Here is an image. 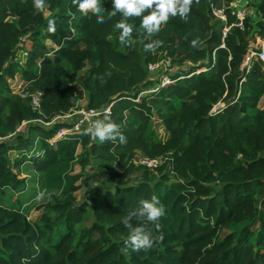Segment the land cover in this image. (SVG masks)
<instances>
[{"label": "trees", "instance_id": "16d2710c", "mask_svg": "<svg viewBox=\"0 0 264 264\" xmlns=\"http://www.w3.org/2000/svg\"><path fill=\"white\" fill-rule=\"evenodd\" d=\"M231 2L194 0L187 22L170 18L151 37L140 27L148 12L133 16L127 20L132 37L123 46L122 14L111 15L112 0H100L102 24L72 0H47L43 12L33 0H0V264H264V108L258 107L264 65L257 57L244 65L257 51L256 37L264 42V0L261 21L244 20L243 29L235 25ZM214 8L224 10L226 24L213 21ZM156 39L162 46L145 51ZM164 58L177 67L171 83L137 102L156 85L147 65ZM16 79L21 93L10 85ZM76 83L88 93V108H109L126 143L88 145L83 135L50 146L47 140L66 124H30L69 112ZM34 92L41 93L40 112L30 105ZM219 102L221 111L211 113ZM155 121L167 133L164 140L155 136ZM23 122L26 133L13 139L17 143L5 141ZM13 150L20 156L12 162ZM136 152L163 163L155 171L136 166ZM25 162L39 174L40 188L55 192L37 207L35 220L18 197L26 190ZM73 163L81 170L93 164L113 188L86 191L78 202L82 176L73 174ZM152 195L165 215L158 228L149 227L163 240L133 251L125 247L129 232L122 221ZM224 230L231 231L220 236Z\"/></svg>", "mask_w": 264, "mask_h": 264}, {"label": "clouds", "instance_id": "9594fccd", "mask_svg": "<svg viewBox=\"0 0 264 264\" xmlns=\"http://www.w3.org/2000/svg\"><path fill=\"white\" fill-rule=\"evenodd\" d=\"M73 4L78 6V10L83 15L96 16L98 24L104 23V17L100 0H72ZM194 0H112V16L117 12L122 14V20L117 24L121 29L119 36L120 43L128 46L131 40L134 26L127 23V20L133 16H142L144 12L148 15L143 16L140 27L148 34L149 37L160 31L161 25L166 23L170 18L179 16L185 22L188 21ZM199 3V0H195ZM34 9L37 12H43L49 7L47 0H33ZM49 24H54L53 20ZM53 29L50 27L49 31ZM187 38V37H186ZM163 41L156 39L144 45L145 51L154 52L162 46ZM192 46H196L197 40L191 41ZM86 134L99 139L101 143L106 141H117L126 143V137L120 130V125L116 123L108 114H102V118L96 119L86 129ZM165 215V206L161 203L156 195L150 199H142L139 206L130 211L123 219L122 223L128 229L129 235L125 239L126 248L133 251L150 250L158 240H163V234L156 237L152 234L149 227L155 224L159 227L160 219ZM139 222V223H137Z\"/></svg>", "mask_w": 264, "mask_h": 264}, {"label": "rangeland", "instance_id": "374dc122", "mask_svg": "<svg viewBox=\"0 0 264 264\" xmlns=\"http://www.w3.org/2000/svg\"><path fill=\"white\" fill-rule=\"evenodd\" d=\"M261 1L262 0H249V6H247L246 8H249V11L246 12L245 15V20H249L250 23L256 25L258 22L261 21V16H260V12H259V7L261 5ZM250 7L252 9H250ZM45 17L49 16V12H45L44 13ZM10 22L16 23L17 20L15 18H9L7 19ZM214 22L219 21V19L214 18L213 20ZM24 38V37H23ZM20 39L21 40H23ZM48 46H51L50 43H47ZM261 46H263V40H261L260 38L256 39V42L254 45H252L253 50H257L258 48H260ZM21 46L17 45L16 46V59L19 60L21 63L24 61V54L21 52V50L19 49ZM245 64V63H244ZM189 63H187L184 68L188 69ZM177 67L173 68L172 64H171V69H168L167 71H160L158 73H152L148 75L149 80L154 81L155 83L159 84L161 78H163L164 76H167L168 78L171 79V76L176 72ZM85 70L82 71V73ZM80 73V75L82 74ZM12 89L14 90V92H22L23 89V83L19 80H13L10 83ZM74 88H75V93L73 95V107L72 109H81V108H87V101H88V93L87 91L78 83L74 84ZM148 91V90H146ZM144 92V90L142 91ZM142 92H140L137 96V102H139V99L141 96H144L146 94H142ZM151 94V93H150ZM264 104L262 103L261 106H263ZM33 125H38V123H30ZM25 124L20 125L17 128V134H22L24 135L26 133V126H24ZM155 136L157 139L160 140H164L167 137V133L164 131L163 127L161 126V124L158 121H155ZM18 137V136H17ZM14 138L12 137H8L5 141H9L10 143L14 142L13 144L17 143V140L13 141ZM37 143V141H36ZM37 147V146H36ZM35 147V148H36ZM36 150V149H35ZM82 148H79L77 150V153H82ZM11 153L9 152L8 156ZM14 156V155H13ZM26 166V165H25ZM28 167H30L31 165H27ZM26 168V167H25ZM29 170V169H27ZM73 174H81V179L76 183L79 186V190L75 192V196L77 198L78 202H83L85 201V197H84V193L86 191L89 190H93L96 188H101V189H112L113 185L110 183L109 179L107 176L104 175L103 172L97 170L93 164H90L89 166H87L84 170H81V168H79V166L75 163H73ZM77 171V172H74ZM25 173V175L29 178L28 180H31V183H29L26 186V190L24 193H22L21 195H18V197L20 198L22 204H24V208L25 211L28 215V218L30 220H35L37 218V216L40 213V210H37V207L41 204L44 203V201H46L48 199L49 193H55L53 190L51 191H44L40 188L39 186V180L36 179V173L35 172H23ZM91 222V218H88L85 220V222L83 223L84 225H89ZM231 230H224L222 231L220 236H223L225 233L230 232Z\"/></svg>", "mask_w": 264, "mask_h": 264}, {"label": "built area", "instance_id": "2783aa9c", "mask_svg": "<svg viewBox=\"0 0 264 264\" xmlns=\"http://www.w3.org/2000/svg\"><path fill=\"white\" fill-rule=\"evenodd\" d=\"M249 3H245L244 6L241 8L237 6V4L230 3L229 10L231 15L236 18V27L243 29V22L245 20L246 12L249 11ZM215 18L219 19L223 24H226V16L223 9H213L212 10ZM223 29V37L226 35V32L229 30V27L226 25ZM251 57H257L260 61H262L264 65V44L260 48L257 49L256 52L250 51L245 64L248 66V61ZM171 60L170 58L161 59L159 62L155 64H148L146 69L148 73H158L161 70L167 71L171 69ZM171 83V79L167 76L161 78L160 83L149 89L148 91L142 92V94H150L154 92L159 87H163L167 84ZM30 105L34 112H40V104H41V93L34 92L30 94ZM223 105L221 102L215 104L211 110V113H217L221 111ZM103 113L110 114L109 108L104 110L94 109V108H81V109H71L69 112L60 114L52 118L51 120H44V119H35L30 121L31 123H38V125L43 126L44 128H51L58 124H66V126L60 127L55 135L47 140V143L52 146L55 144L57 140L60 139H67V138H74L78 141L81 140V136H86L88 145L97 142L99 139L94 138L90 134H86V129L89 127L91 123H93L96 119L101 118ZM1 140V139H0ZM35 151L32 150L31 154ZM37 154H42V152H35ZM163 163V159L160 157L157 158H149L144 156L141 152H136L133 158V164L136 166H141L146 168L149 171H155L161 164Z\"/></svg>", "mask_w": 264, "mask_h": 264}, {"label": "crops", "instance_id": "0c3cea01", "mask_svg": "<svg viewBox=\"0 0 264 264\" xmlns=\"http://www.w3.org/2000/svg\"><path fill=\"white\" fill-rule=\"evenodd\" d=\"M247 1L249 2V0H232V2L231 3H233V4H237V6L238 7H242V6H244V4L245 3H247ZM250 9H252L251 7H250ZM256 39H257V37H256ZM259 39V38H258ZM263 44H264V42H263ZM262 103L264 104V95H263V97L261 98V100L259 101V104H258V107L260 108V109H263L264 108V105L263 106H261L262 105ZM22 124H25L24 126H27V122H23ZM21 124V125H22ZM17 131V130H16ZM19 135H22V134H19ZM18 134H17V132H15L14 134H11L9 137H12V138H16L17 136H19ZM11 154V156H9V158L11 159V161L13 162L15 159H17L19 156H20V153H19V151L18 150H13V151H11L10 152ZM14 155V156H13ZM30 165V163L29 162H25V163H23V165L20 167V170H21V176H20V178L21 179H24V181H25V185H28L29 183H31V180L29 181L28 179V177L25 175V173H23V172H35L34 170H33V168H32V166H30V167H28L27 165ZM26 165V166H25ZM26 167V168H25ZM27 169H29V170H27ZM74 172H77V171H74ZM36 173V172H35ZM39 178V174H37L36 173V179H38ZM40 186V185H39Z\"/></svg>", "mask_w": 264, "mask_h": 264}]
</instances>
